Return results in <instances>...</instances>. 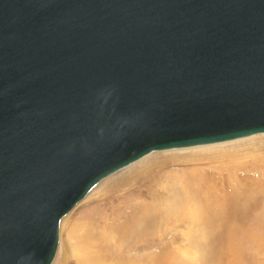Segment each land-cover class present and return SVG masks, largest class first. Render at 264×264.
<instances>
[{"label": "water", "instance_id": "water-1", "mask_svg": "<svg viewBox=\"0 0 264 264\" xmlns=\"http://www.w3.org/2000/svg\"><path fill=\"white\" fill-rule=\"evenodd\" d=\"M264 135V0H0V264L152 152Z\"/></svg>", "mask_w": 264, "mask_h": 264}, {"label": "bare ground", "instance_id": "bare-ground-1", "mask_svg": "<svg viewBox=\"0 0 264 264\" xmlns=\"http://www.w3.org/2000/svg\"><path fill=\"white\" fill-rule=\"evenodd\" d=\"M256 136L261 135L239 140ZM153 153L158 152L147 156ZM159 161L156 157L141 161L136 165L143 163L139 167L128 169L132 170L130 173L117 178L112 176L114 173L109 176L114 178L108 180L110 183L106 181L94 189L102 180L91 191L101 196L117 193L128 187L124 186L126 180L158 168ZM235 164L213 166L211 173L204 169L185 170L178 176L160 175L159 169L152 178L154 181L146 182L148 186L131 183L129 196H122L115 202L116 207L113 201L109 210L99 204L98 215L88 224L93 232L90 238H111L113 243H98L88 255L87 264H182L180 254L185 252L199 254L200 264H264V258L258 255L246 257V252L218 250L219 239L223 237L245 234L246 247L259 239L264 229V160L249 166ZM112 182H122L120 189H114ZM93 225L102 228L93 229ZM178 226L185 231L177 230ZM58 249L59 244L52 264H60V257L55 260Z\"/></svg>", "mask_w": 264, "mask_h": 264}, {"label": "rangeland", "instance_id": "rangeland-1", "mask_svg": "<svg viewBox=\"0 0 264 264\" xmlns=\"http://www.w3.org/2000/svg\"><path fill=\"white\" fill-rule=\"evenodd\" d=\"M173 156L175 158H171ZM153 157L160 159L158 168H152L149 170L150 172H146L145 170V172L139 174L137 177L135 176L126 180L127 183L124 186L128 187L120 189L119 187L122 182H112L115 184L114 189H120L119 192H115L116 194L111 192H109V195L102 196L99 193L93 194L92 191L102 183L106 181V183H108L114 178L130 173L132 170L128 169L138 165L141 161H146L151 158L153 159ZM261 159L262 161L264 160V135L225 144L153 153L136 162L133 166L115 173L112 175L114 178L111 179L110 177L112 176H110L103 180L81 203H79L80 205H77L78 207L76 206L77 208L75 207L76 209L74 211L69 213L64 220H62L63 223H61L60 229L59 249L55 260L60 257V264H87L88 255L90 252L95 250V246L98 243L104 242L112 244L113 241L111 238H90V235L93 234V232L89 228L88 224L98 215L99 204H101L102 207L106 206L105 209L109 210L113 208V206L116 207L117 204L115 202L118 203V201L122 199V196H129L130 189L133 188L131 185L134 181L135 186H148V183H152L150 181H154L152 178L157 171L159 172V169H161L160 175L178 176L185 170H196V172H198L199 169H204L206 173H211L214 172L212 170L215 166L220 167L221 165H230L233 163H236L235 165H242L244 163V166H249V164L255 165L256 161L261 162ZM114 195L119 197L116 199ZM110 197L112 198L110 199ZM112 201L114 202L113 206L109 204ZM97 227L102 228V226ZM97 227L93 225V229H99ZM176 228L177 230L185 231L181 226ZM84 240H87L88 242H85ZM245 242V234L223 237L219 239V244L221 246L218 247V250H232L235 252L241 251L246 252V257L249 255H258L259 258H264V229L262 230V235H260L259 239L253 240V244L244 247ZM180 256L183 260L182 264H200L199 254L197 253L185 252L180 254Z\"/></svg>", "mask_w": 264, "mask_h": 264}]
</instances>
